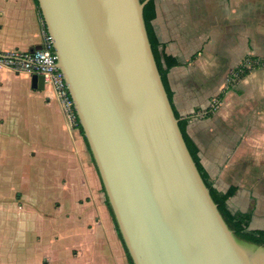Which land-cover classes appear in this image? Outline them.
Here are the masks:
<instances>
[{
    "label": "crops",
    "instance_id": "1",
    "mask_svg": "<svg viewBox=\"0 0 264 264\" xmlns=\"http://www.w3.org/2000/svg\"><path fill=\"white\" fill-rule=\"evenodd\" d=\"M152 24L175 63L172 101L213 185L232 212L264 227V80L227 83L248 55L264 57V0H155ZM35 0H0V51L41 44ZM264 65L250 73L260 76ZM32 75V74H31ZM28 72L0 67V210L31 218L0 264H130L81 130L51 86L34 96ZM29 204L30 206H27ZM18 235L22 227H13ZM10 249V250H11Z\"/></svg>",
    "mask_w": 264,
    "mask_h": 264
},
{
    "label": "water",
    "instance_id": "2",
    "mask_svg": "<svg viewBox=\"0 0 264 264\" xmlns=\"http://www.w3.org/2000/svg\"><path fill=\"white\" fill-rule=\"evenodd\" d=\"M38 2L134 264H264V227L252 242L235 235L190 152L152 49L148 0ZM31 85L44 89V76Z\"/></svg>",
    "mask_w": 264,
    "mask_h": 264
},
{
    "label": "trees",
    "instance_id": "3",
    "mask_svg": "<svg viewBox=\"0 0 264 264\" xmlns=\"http://www.w3.org/2000/svg\"><path fill=\"white\" fill-rule=\"evenodd\" d=\"M35 3L37 5L39 15H40V17L42 19V22H43V28H44V30L47 31V28H46V25L44 23L43 16H42V13H41V9L39 7L38 0H35ZM155 11H156L155 10V0H148V2L145 4V7H144V16H145V20H146V25H147L149 37H150V40H151L152 49H153V52H154V55H155V58H156V61H157V65L159 67L160 73L162 75V79L164 81V84L166 86V89L168 91L170 99L172 101V92H171V89H170L169 84H168L167 75H168L169 69L175 63L172 61L171 55L166 53L164 51V48L161 47L162 43L158 39V37H157V35L155 33V30H154V27H153V24H152V19L155 16ZM247 57H250V59H253V60L257 61V63H255V65H257V66L264 63V57H257V56H253V55H248ZM234 72H238V73L244 74V73L249 72V68L247 66L245 67V64H240L238 67H236L234 69ZM172 104H173V101H172ZM173 107H174V110H175V113H176L177 117L180 118L179 124H180L181 130L183 132V135L185 137V140L187 142V145H188V147L190 149V152H191V154H192V156H193V158H194V160H195V162H196V164H197V166H198V168H199V170H200V172L202 174V177H203L205 183L210 188L211 195H212L213 199L215 200V202L218 204V208H219L220 212L222 213L223 217L225 218L227 224L234 231V233H235V235L237 237H239V238H241V239H243L245 241L252 242L255 239V237L259 234V231H253L252 229H250L248 227V217L250 215V212L249 211L248 212H232L227 207L226 199H227L229 193L221 192L217 188L214 187L209 175L207 174L205 168L203 167V165H202V163L200 161V158H199V155H198V150H197V147H196L195 143L193 142V140L187 134V131H186L187 117L186 118H181L180 114L176 110L174 104H173ZM76 119H77V125L76 126H78L80 128L81 133L83 134V136H84V138L86 140V143L88 145V148L90 150L88 141H87L86 136L84 134V131H83L82 125H81V123L79 121V118L77 116V113H76ZM92 158H93V156H92ZM93 160H94V158H93ZM103 188H104V186H103ZM104 191H105V188H104ZM106 203H107V205H108V207L110 209V212H111V214L113 216V220H114L116 229L118 230V233H119V235L121 237V240H122V242H123V244L125 246L129 262H130V264H134L133 259H132L131 255H130V253H129L128 249H127V246L125 244V241H124V239L122 237L121 231L119 229L117 220L115 218V215H114L112 206H111V204L109 202V199L107 197V194H106Z\"/></svg>",
    "mask_w": 264,
    "mask_h": 264
},
{
    "label": "built area",
    "instance_id": "4",
    "mask_svg": "<svg viewBox=\"0 0 264 264\" xmlns=\"http://www.w3.org/2000/svg\"><path fill=\"white\" fill-rule=\"evenodd\" d=\"M41 47L25 50L0 51V67L16 72L37 73L44 76L56 94L61 107L71 124H76V110L70 95L64 72L56 63L57 55L53 49L52 37L44 30Z\"/></svg>",
    "mask_w": 264,
    "mask_h": 264
},
{
    "label": "rangeland",
    "instance_id": "5",
    "mask_svg": "<svg viewBox=\"0 0 264 264\" xmlns=\"http://www.w3.org/2000/svg\"><path fill=\"white\" fill-rule=\"evenodd\" d=\"M251 55V54H250ZM260 57V56H259ZM257 61L250 59V57H246L241 61L239 64H245V67L247 66L249 68V72L241 74L238 72H234V68L231 69L227 75V83H240L242 79H254L258 80L260 79L264 80V70L261 71L260 76L253 74L250 75V73L254 70V68L257 67L255 65ZM264 65V63H263ZM264 67V66H263ZM30 76L31 74L28 73ZM50 86L49 84L46 83L44 89L47 91V87ZM36 90L34 89V96H38V93H41V95L45 94V90ZM15 200H11V207L9 208L8 214L0 210V256L3 258H14V259H21V258H35L37 254L35 253H28L26 250L23 251L21 249H11L10 243H12L15 240H20V241H28L31 239V231H32V225L33 221L31 218H23L22 217H16L14 215V205L13 202ZM27 206H30L27 204ZM13 227H22L23 231L19 232L18 235L14 233L12 230ZM11 249V250H10Z\"/></svg>",
    "mask_w": 264,
    "mask_h": 264
}]
</instances>
